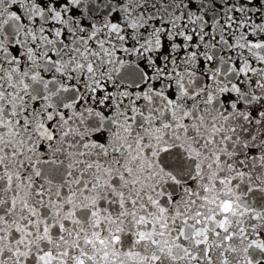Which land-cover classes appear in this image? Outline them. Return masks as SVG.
Here are the masks:
<instances>
[{
  "label": "snow or ice",
  "instance_id": "1",
  "mask_svg": "<svg viewBox=\"0 0 264 264\" xmlns=\"http://www.w3.org/2000/svg\"><path fill=\"white\" fill-rule=\"evenodd\" d=\"M0 264H264V0H0Z\"/></svg>",
  "mask_w": 264,
  "mask_h": 264
}]
</instances>
